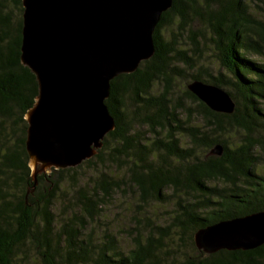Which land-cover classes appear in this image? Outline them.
<instances>
[{
	"label": "trees",
	"instance_id": "16d2710c",
	"mask_svg": "<svg viewBox=\"0 0 264 264\" xmlns=\"http://www.w3.org/2000/svg\"><path fill=\"white\" fill-rule=\"evenodd\" d=\"M253 2L173 0L154 32V56L111 81L106 104L116 127L83 162L112 164L125 173L115 176L109 168L91 189L73 187L59 216L53 211L57 192L82 163L38 174L29 192L34 181L25 115L39 87L20 58L22 0H0V264H264V244L207 254L194 242L200 228L264 210V18ZM196 20L211 31L219 68L191 79L228 87L236 103L231 114L211 110L189 89L191 105L176 101V61L191 65L192 56L176 39L164 41L160 30L176 21L199 49ZM156 82L163 84L158 93ZM217 143L224 146L221 156L210 154ZM126 186L137 193L133 222L125 229L129 247L114 233L95 229L114 191ZM157 203L173 204L165 224L144 215Z\"/></svg>",
	"mask_w": 264,
	"mask_h": 264
},
{
	"label": "water",
	"instance_id": "95a60500",
	"mask_svg": "<svg viewBox=\"0 0 264 264\" xmlns=\"http://www.w3.org/2000/svg\"><path fill=\"white\" fill-rule=\"evenodd\" d=\"M21 62L38 81L26 112V150L37 176L94 157L116 127L106 104L111 81L135 72L156 53L154 32L173 0H22ZM188 89L211 110L231 114L224 88L193 80ZM215 144L210 154L221 156ZM28 192V193H29ZM194 242L207 254L252 250L264 244V210L200 228Z\"/></svg>",
	"mask_w": 264,
	"mask_h": 264
},
{
	"label": "rangeland",
	"instance_id": "374dc122",
	"mask_svg": "<svg viewBox=\"0 0 264 264\" xmlns=\"http://www.w3.org/2000/svg\"><path fill=\"white\" fill-rule=\"evenodd\" d=\"M254 10L257 12V16L264 18V0H255L252 4ZM178 23L166 24L161 30L160 34L164 41H172L176 39V46L179 49L186 50L188 56H192L191 65L184 64L182 61H176L177 72L173 79L174 95L177 102H182L186 105L192 103L187 100L185 90L188 89V84L192 81L191 74L200 72L205 75L206 72H217L219 63L215 57L213 44L211 41L212 34L209 28L205 25L203 20H196L192 24V29L196 33V39L199 41V49H196L192 45L193 40L189 30L185 32H179ZM201 34H204L205 37ZM253 58H256L253 56ZM252 58V59H253ZM254 60V59H253ZM163 89V84L156 82L153 87V92L158 93ZM228 87L225 88V90ZM227 91V90H226ZM108 158V157H106ZM107 162V161H106ZM111 169L115 173V176H122L123 168H115L114 165L107 163L103 165H97L95 167H89L82 163L80 168H77L76 172L68 174L67 179L61 185V189L57 192L58 199L55 201L53 211L59 216L66 213L61 209L62 202L68 203L72 197V189L76 186L87 185L88 189H91V183L95 178L103 172H108ZM46 172H49L47 170ZM78 188V187H77ZM64 200V201H62ZM137 193L136 190L128 186L114 191L112 197L107 201L105 205V214L95 224L96 231L102 235L106 230L114 233L119 242L129 247L131 240L126 228L130 227L134 210L136 209ZM172 203L153 205L144 215L150 216L154 221L165 224L169 221L171 214Z\"/></svg>",
	"mask_w": 264,
	"mask_h": 264
}]
</instances>
